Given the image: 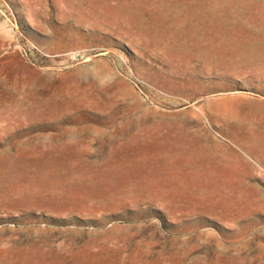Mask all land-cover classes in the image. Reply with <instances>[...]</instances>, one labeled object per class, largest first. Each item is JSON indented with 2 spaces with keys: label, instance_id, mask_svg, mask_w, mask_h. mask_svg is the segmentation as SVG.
<instances>
[{
  "label": "rangeland",
  "instance_id": "rangeland-1",
  "mask_svg": "<svg viewBox=\"0 0 264 264\" xmlns=\"http://www.w3.org/2000/svg\"><path fill=\"white\" fill-rule=\"evenodd\" d=\"M0 264H264V0H0Z\"/></svg>",
  "mask_w": 264,
  "mask_h": 264
},
{
  "label": "crops",
  "instance_id": "crops-1",
  "mask_svg": "<svg viewBox=\"0 0 264 264\" xmlns=\"http://www.w3.org/2000/svg\"><path fill=\"white\" fill-rule=\"evenodd\" d=\"M164 1H166V0H164ZM134 7H131V9H133ZM209 127H210V129H212L213 130V128L211 127V125H209ZM66 134V133H65ZM65 134H41L40 136H43V137H49V138H53V137H58V136H71V135H69L68 133L65 135ZM248 153H250V152H248ZM247 153V154H248ZM252 156V155H251ZM250 157V156H249Z\"/></svg>",
  "mask_w": 264,
  "mask_h": 264
}]
</instances>
